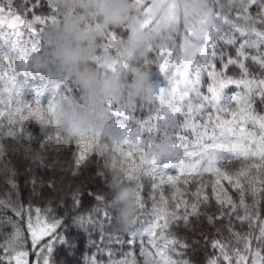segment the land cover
Returning a JSON list of instances; mask_svg holds the SVG:
<instances>
[{"label": "trees", "instance_id": "16d2710c", "mask_svg": "<svg viewBox=\"0 0 264 264\" xmlns=\"http://www.w3.org/2000/svg\"><path fill=\"white\" fill-rule=\"evenodd\" d=\"M151 1L144 0L143 6L149 7ZM186 1L198 5L208 14L213 12V0ZM9 3L12 11L24 19L25 25L19 28V36L11 34L8 29L0 32V201L3 202L0 204V245L9 242L19 230L15 250L28 253L27 264H37V261L44 264L45 258L49 259V264H163L155 254L159 248H164L166 241L160 239L159 230H156L155 236L148 231L155 222L154 209L158 208L163 213L174 212L180 217L189 215L187 222L173 220L170 229L164 233L168 240L179 241L175 246L164 248L165 257L178 264H208L211 259H216L217 264H227L220 250L212 247L215 240L227 246L233 257L232 264H236L235 250L245 247L240 237L252 238L253 252L264 248L255 240L260 235L259 225L255 222L250 224L248 220L241 223L237 219L246 212L239 207L241 194L232 183L223 179L217 183L218 177L211 172L201 171L195 176L182 173L178 165L151 173L150 166L141 163L151 158L148 151L161 158H184L179 149L172 147L170 132L156 139L150 138L148 132L156 123L157 114L163 115L167 109V100L161 106L159 97L152 99V90L156 85L171 88L175 84H169L171 73L168 76L160 73L159 65L169 59L175 63L182 57V18L159 30L151 29L152 25L141 27V20L147 16L143 7L140 9L134 0H129L131 11L126 15L125 22L120 26H106L100 16L91 15L81 6V0H0V5L5 7ZM238 3L239 0H219L217 11L226 14L230 7ZM57 4L60 5L59 13L55 8ZM34 5V10L28 11ZM255 11L252 10L253 15ZM34 17L46 23H38ZM54 18H60L62 22L52 26ZM73 20L79 22L82 32L99 25V29L88 33L91 45L84 44L90 48L87 66L101 75L107 73L117 79L120 89L115 94L102 97L90 95L74 77L64 72L57 61L55 51L66 40L63 26ZM29 24L36 29L37 35H32ZM141 28L149 39L135 55H129L126 48L129 34ZM104 31L115 32L118 39L114 47L105 53L102 51L106 45ZM41 39V50L32 53V44ZM72 42L74 46L80 44L76 40ZM238 47V44L225 46L223 52L225 56L235 57ZM150 48L168 49L174 54L171 57L165 54L161 59L158 52H150ZM117 52L123 54L127 66L116 72H106L108 65L120 62ZM106 58L110 62L105 63ZM38 60L40 63H37ZM246 63L253 77L264 79V68L251 60ZM141 73L147 74L148 86L138 97H134L132 84ZM228 75L239 79L241 74L236 67H232ZM58 76L71 83L57 88ZM236 91V88L225 89V100ZM108 99L129 108L122 116L115 117L114 124L109 123L112 117ZM77 103L79 107L75 106ZM49 107L53 112H49ZM257 111L264 112V105L258 104ZM221 116L222 119H231V116ZM117 123L123 126V133L117 129ZM178 123L181 126L180 135L188 136L194 143L192 134L183 131V118ZM10 132L12 135H9ZM81 135L85 136L84 140H80ZM90 140L94 143L89 146ZM162 146H166V153L162 151ZM192 150L189 147V151ZM82 151L83 160L80 159ZM261 163L259 157L240 156L218 165L222 171L229 173H248V179L233 175V180L239 179L244 186V200L249 209L253 207L254 199L248 181L264 180V168L256 167ZM168 176L176 179L168 182ZM124 185H131L135 190L136 216L139 217V222L132 227L138 232L132 244L127 243V232L117 229L116 213L111 204L115 191ZM256 187L260 185L257 183ZM138 194L144 204L143 209L139 207ZM217 197L222 200L231 197L238 206L237 211L227 215L230 209L222 208L217 203ZM255 199L259 201L256 205L259 221L264 223V194L257 195ZM177 203L180 204L179 209ZM193 204L197 206L195 213ZM106 205L114 217L110 227L104 219ZM13 206L17 210L23 208L22 217L14 214L11 210ZM37 209L39 220L45 223L60 221V224L33 248L27 224L29 216L32 222L37 219ZM222 213L223 219L209 220V217L221 216ZM117 235L120 236V243L115 242ZM153 242L159 248L153 247ZM48 244L50 252L46 248ZM180 244L187 247L182 248ZM242 254L249 255L243 251ZM9 255H14V252L6 254L0 248V257L3 258L0 264H9ZM12 264L15 262L12 261Z\"/></svg>", "mask_w": 264, "mask_h": 264}, {"label": "snow or ice", "instance_id": "6c2138e0", "mask_svg": "<svg viewBox=\"0 0 264 264\" xmlns=\"http://www.w3.org/2000/svg\"><path fill=\"white\" fill-rule=\"evenodd\" d=\"M138 8L143 7L145 16H149L150 7H144V0H134ZM219 0H213V12L198 17L191 28L185 29V34L188 36H199L202 40L201 46L198 48L194 57H180L173 63L170 59L159 65V72L168 76L169 84L175 82L174 86L168 88L166 86L156 85L152 90V99L160 98V105L167 100V109L163 115L157 114L156 123L148 129L149 137L156 139L162 135L172 134V147L181 152V159L178 156H171L161 158L155 155L152 151H148L150 159L142 160L141 163H147L150 166L151 173H155L158 169H167L178 165L180 171L187 172L190 175H197L201 171L214 173L217 177V183L220 179L232 183L233 187L240 191V205L245 209L246 215L238 216L237 219L243 223L248 220L251 224L255 222L259 225L260 235L255 237L258 244L264 245V223H261L258 218V210L256 205L259 204L255 198L259 194H264V180H249L248 187L254 199V204L251 209L245 203L244 196L246 195L244 186L239 179L233 180V175L248 179V173L240 171L238 173H229L227 170L222 171L218 165L232 159L233 157L243 156L259 157L261 164L257 168H264V112L257 111V105H264V79H257L253 77L248 70L247 61L251 60L253 63L259 64L264 68V0H239V3L230 7L226 14L217 11ZM29 8L28 11H33ZM57 13H59L60 5L55 6ZM255 9V15L252 10ZM38 23H46L39 17H34ZM62 22L60 18H54L51 21L52 26H57ZM153 21L148 19L141 20L142 27H149ZM25 25L19 13H14L11 8V3L7 7L0 5V32L8 29L11 34L20 35L18 31L21 26ZM198 25V26H197ZM32 35H37L36 29L28 25ZM99 29V25H96ZM43 29H41V32ZM125 31L128 28L125 27ZM106 35V45L102 51L109 52L118 39L115 32H103ZM238 34V36H237ZM120 38L119 40H122ZM238 44L236 48V55L225 56L223 48L225 46L232 47ZM43 40L35 41L32 44V53L41 50ZM150 52L157 51L160 58L163 59L165 54L171 57L174 53L168 49H149ZM182 51V48L180 49ZM31 54V53H30ZM121 57L118 64L108 65L105 71L116 72L120 68L126 67V62L123 54L117 52ZM99 58V57H98ZM11 63V61H9ZM219 64V66H218ZM103 67V66H101ZM232 67H236L240 72V78L229 76L228 73ZM175 69V71H172ZM205 79L207 85L205 86ZM59 83L57 88L66 83H71L64 80L62 76H58ZM236 88L234 94L225 100V89ZM111 111V121L115 123V117L122 116L129 108L117 105L111 99L107 100ZM79 107V103L75 105ZM233 106L234 109H233ZM116 111H113V109ZM123 109V111H121ZM134 109V108H133ZM19 111V109H17ZM39 113V109L36 110ZM49 112H53L52 107H49ZM223 116H231V119H222ZM2 115V113H0ZM170 118H173L169 122ZM183 118V131L190 132L194 138V143L188 136L180 135L181 126L178 121ZM130 119V117H129ZM117 129L123 133L125 130L121 124H116ZM249 127L251 130H249ZM9 135H12L10 132ZM80 140H84L85 136H79ZM94 141H88V145H92ZM127 143V141H123ZM82 148L86 147L81 145ZM189 147L193 150L189 151ZM119 150V149H118ZM127 159V154H124ZM80 159H84V152L80 153ZM173 162H176L174 165ZM168 182H174L176 178L168 176ZM161 183H164L161 179ZM257 183L260 187H256ZM157 187V185H153ZM98 200H103L104 197H96ZM163 199V197H161ZM137 200L139 207L144 208L141 197L138 194ZM206 200V198H205ZM3 202L0 201V204ZM217 203L222 208L230 209L226 214L231 216L238 209V206L233 203L231 197L227 200H222L217 197ZM177 209L180 204L177 203ZM193 213L196 212L197 206L192 205ZM14 214L22 217L23 208L17 210L14 206L11 208ZM37 211V223L39 224V209ZM155 222L149 227L148 231L155 236L156 230L161 233L160 239L166 241L164 248L168 245H177L179 241L175 239L168 240L164 235L166 230L170 229L173 220L183 219L185 222L189 220V215L180 217L176 213H163L160 209H154ZM224 213L221 216L209 217V220L223 219ZM104 219L108 222V226H112L114 217L110 214L109 207L106 205L104 211ZM139 222V217L136 218V223ZM60 221L53 223H45L42 227H34L31 221V216L28 220V230L31 237L33 248H36L44 237L50 236ZM138 234L136 228L127 231L126 235L129 237L127 243H134V238ZM238 236V233H233ZM19 238V230L10 238L5 245H0L6 254L14 252V255H9V264L12 261L15 264H27L26 257L28 253L25 251H16L17 240ZM244 241V249H236V264H264V248L260 251H252V238L250 236L240 237ZM115 242L120 243V236L115 237ZM153 247L159 248V245L153 242ZM180 247L186 248V244H180ZM214 249H219L223 260L227 264H232V255L227 246L222 244L219 240L212 243ZM47 251H51L50 245H46ZM164 248H159L156 256L160 257L163 264H178L177 261L165 257ZM243 252L249 255L242 254ZM149 255H152L149 253ZM259 258V259H257ZM3 258L0 257V260ZM39 264V261H37ZM44 264H49V259H44ZM208 264H217L216 259H211Z\"/></svg>", "mask_w": 264, "mask_h": 264}, {"label": "clouds", "instance_id": "9594fccd", "mask_svg": "<svg viewBox=\"0 0 264 264\" xmlns=\"http://www.w3.org/2000/svg\"><path fill=\"white\" fill-rule=\"evenodd\" d=\"M81 6L89 11L91 15L100 16L106 26H120L125 22L126 15L131 11L129 0H81ZM65 42L56 49L55 57L61 68L69 77H74L81 88L94 97L113 95L119 91L120 85L117 79L105 73L101 75L95 69L87 66L89 47L91 41L86 33L79 28L78 21H68L63 26ZM149 37L142 29L130 32L126 48L129 55H135L146 43ZM73 40L80 44L74 46ZM110 62L107 58L105 63ZM37 63H40L38 60ZM148 86L147 74H139L132 84V95L138 97ZM162 151L167 152L166 146ZM111 204L116 213V227L119 231L127 232L136 223L137 204L135 201V190L131 185L119 187L113 197Z\"/></svg>", "mask_w": 264, "mask_h": 264}, {"label": "rangeland", "instance_id": "374dc122", "mask_svg": "<svg viewBox=\"0 0 264 264\" xmlns=\"http://www.w3.org/2000/svg\"><path fill=\"white\" fill-rule=\"evenodd\" d=\"M149 7L151 11L146 19L150 18L153 21L151 29H162L172 22H177L179 18H182L183 27L180 44L182 48V57H193L201 46L202 40L199 36L193 37L186 35L185 29L191 28L198 17L208 13L199 8L198 5H191V3L186 0H152ZM139 26H141V23ZM95 29L96 28L93 27L86 28L83 30V33L88 34ZM45 222L46 221L40 219L38 224L37 219H35L32 223L34 227H42Z\"/></svg>", "mask_w": 264, "mask_h": 264}]
</instances>
